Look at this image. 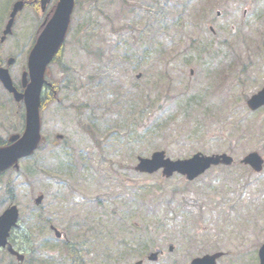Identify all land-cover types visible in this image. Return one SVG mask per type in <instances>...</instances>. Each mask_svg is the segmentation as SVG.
Masks as SVG:
<instances>
[{
    "label": "rangeland",
    "instance_id": "obj_1",
    "mask_svg": "<svg viewBox=\"0 0 264 264\" xmlns=\"http://www.w3.org/2000/svg\"><path fill=\"white\" fill-rule=\"evenodd\" d=\"M15 1L0 0V37ZM174 1L77 0L49 66L60 90L42 112L44 146L0 178V213L13 202L29 234L13 237L23 264H75L64 242L82 264H134L155 248L162 257L144 264L214 252L224 253L217 264H258L264 167L254 173L240 160L250 152L264 160V108L245 104L264 86V0H189L180 14ZM43 17L26 7L0 47L3 65L15 59L17 87ZM24 124L23 105L0 86V143ZM161 150L173 160L227 154L235 163L191 183L134 170L138 156ZM0 264L16 262L0 252Z\"/></svg>",
    "mask_w": 264,
    "mask_h": 264
},
{
    "label": "water",
    "instance_id": "obj_2",
    "mask_svg": "<svg viewBox=\"0 0 264 264\" xmlns=\"http://www.w3.org/2000/svg\"><path fill=\"white\" fill-rule=\"evenodd\" d=\"M74 1L59 0L52 17L48 21L45 20L44 28L28 57V73H24L22 76L23 93L17 92L13 87L8 71L0 68V82L3 87L13 94L16 101L23 100L26 110V129L23 136L21 138L18 135L12 136L10 141L13 143L8 147L0 148V172L14 164L17 167L18 159L30 155L38 145L40 140L39 97L44 82V73L46 66L51 62L65 38ZM47 2L48 0H41V11H44ZM23 5L22 1H18L13 5L1 42L11 33L14 18L17 12L23 8ZM27 75L29 76V82L27 81ZM262 105H264V88L247 102V106L251 110H255ZM232 162V158L225 154L210 157L196 154L190 159L171 161L164 158V152H155L151 158H139L136 169L140 172L153 173L162 168L164 177H170L174 172H178L184 175L187 180H193L211 166L219 164L230 166ZM242 163L259 172L262 169L263 161L256 153H250L243 159ZM41 200L42 197L40 196L35 200V203L39 204ZM17 218L18 212L15 206L6 210L0 217V248L7 245L9 231L16 225ZM55 234L57 237L60 236L57 231H55ZM7 251L16 256L19 261L23 260V257L15 252L11 245H7ZM159 253L160 250L149 253L148 260L155 261ZM258 255L260 264H264V244L259 249ZM220 256V253L212 256L206 255L194 259L191 264H215L216 259ZM136 264H141V262Z\"/></svg>",
    "mask_w": 264,
    "mask_h": 264
},
{
    "label": "trees",
    "instance_id": "obj_3",
    "mask_svg": "<svg viewBox=\"0 0 264 264\" xmlns=\"http://www.w3.org/2000/svg\"><path fill=\"white\" fill-rule=\"evenodd\" d=\"M24 237H25L26 239H28V237H29L28 233L25 232V233H24ZM73 252H74V251H73ZM72 257H78V255H72ZM79 260H80V259H79ZM77 263H78V264H82V262H80V261H79V262L77 261Z\"/></svg>",
    "mask_w": 264,
    "mask_h": 264
}]
</instances>
